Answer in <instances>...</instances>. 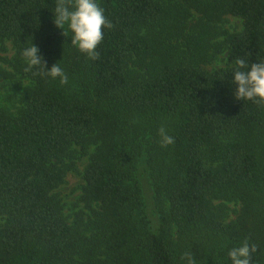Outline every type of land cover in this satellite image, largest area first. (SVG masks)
<instances>
[{
    "label": "trees",
    "instance_id": "1",
    "mask_svg": "<svg viewBox=\"0 0 264 264\" xmlns=\"http://www.w3.org/2000/svg\"><path fill=\"white\" fill-rule=\"evenodd\" d=\"M55 3L0 0V45L13 42V69L31 81L17 113L0 108V264H182L185 252L231 264L245 241L264 264V102L235 99L229 83L237 60H264V0H100L111 27L96 60L54 24ZM227 15L244 29L220 40ZM31 41L67 84L25 71ZM224 51L229 67L204 69ZM161 127L174 143L161 145ZM77 148L95 209L70 224L53 192ZM219 200L240 202L238 217Z\"/></svg>",
    "mask_w": 264,
    "mask_h": 264
},
{
    "label": "clouds",
    "instance_id": "2",
    "mask_svg": "<svg viewBox=\"0 0 264 264\" xmlns=\"http://www.w3.org/2000/svg\"><path fill=\"white\" fill-rule=\"evenodd\" d=\"M53 13L54 24L63 30L62 34L70 36L71 45L85 53L90 60L99 58L98 46L104 38L103 28L111 27V22L105 16V9L100 0H56ZM70 33V35H69ZM20 55L26 63L25 71L43 66L46 75L52 79L59 78L61 84L68 83V76L58 64L50 68L45 66L39 47L32 41L25 44L20 50ZM237 68L232 73L230 83L235 85L232 95L237 100L264 102V60L248 63L243 59L236 61ZM161 145L167 146L174 143V138L168 135L164 127L160 128ZM255 246L247 241L233 247L228 252L231 264H250L251 254ZM182 264H195L191 253L185 252L180 257Z\"/></svg>",
    "mask_w": 264,
    "mask_h": 264
},
{
    "label": "rangeland",
    "instance_id": "3",
    "mask_svg": "<svg viewBox=\"0 0 264 264\" xmlns=\"http://www.w3.org/2000/svg\"><path fill=\"white\" fill-rule=\"evenodd\" d=\"M217 27L220 32L219 39L224 40V33L231 34L243 31L244 21L239 17L227 15L223 18V21L217 24ZM15 53L16 50L12 41L8 40L0 45V108L7 109L11 113L18 112L22 106V92L31 84L29 79L22 77L13 69L11 63ZM229 66L228 51H224L217 60L203 67L213 72ZM77 149L73 160L75 163L74 169L68 173L65 183L53 192L61 201L63 215L70 224L75 222L76 214L81 213L84 218H88L92 214V210L95 209L94 205L91 207L86 206L81 200L85 185L83 174L89 158L80 153V148ZM148 171L146 159L142 157L136 175L146 191V201L154 206L152 177ZM215 203L223 206L228 222L236 219L242 208V204L237 201L219 200Z\"/></svg>",
    "mask_w": 264,
    "mask_h": 264
}]
</instances>
